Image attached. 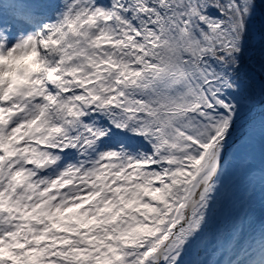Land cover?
I'll use <instances>...</instances> for the list:
<instances>
[{
  "label": "snow or ice",
  "instance_id": "6c2138e0",
  "mask_svg": "<svg viewBox=\"0 0 264 264\" xmlns=\"http://www.w3.org/2000/svg\"><path fill=\"white\" fill-rule=\"evenodd\" d=\"M0 264H264V0H0Z\"/></svg>",
  "mask_w": 264,
  "mask_h": 264
},
{
  "label": "rangeland",
  "instance_id": "374dc122",
  "mask_svg": "<svg viewBox=\"0 0 264 264\" xmlns=\"http://www.w3.org/2000/svg\"><path fill=\"white\" fill-rule=\"evenodd\" d=\"M257 23L259 24V17H258ZM254 155L255 156L257 155V152L255 149H254ZM254 200H255L256 211L257 213H259L260 211V192L259 191L256 192Z\"/></svg>",
  "mask_w": 264,
  "mask_h": 264
},
{
  "label": "trees",
  "instance_id": "16d2710c",
  "mask_svg": "<svg viewBox=\"0 0 264 264\" xmlns=\"http://www.w3.org/2000/svg\"><path fill=\"white\" fill-rule=\"evenodd\" d=\"M256 152H257V155L255 156V160H256V164L257 166L260 165V162H261V158H260V152H259V147L257 145V147L255 148Z\"/></svg>",
  "mask_w": 264,
  "mask_h": 264
}]
</instances>
